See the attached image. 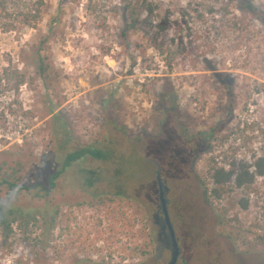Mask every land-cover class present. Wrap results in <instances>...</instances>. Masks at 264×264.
Wrapping results in <instances>:
<instances>
[{
    "label": "rangeland",
    "instance_id": "374dc122",
    "mask_svg": "<svg viewBox=\"0 0 264 264\" xmlns=\"http://www.w3.org/2000/svg\"><path fill=\"white\" fill-rule=\"evenodd\" d=\"M121 1L0 11V211L49 221L1 224L0 264H168L154 162L177 264H264V22L236 0H140V30L121 40ZM88 146L108 160L76 162L52 188Z\"/></svg>",
    "mask_w": 264,
    "mask_h": 264
},
{
    "label": "trees",
    "instance_id": "16d2710c",
    "mask_svg": "<svg viewBox=\"0 0 264 264\" xmlns=\"http://www.w3.org/2000/svg\"><path fill=\"white\" fill-rule=\"evenodd\" d=\"M236 1L238 2L241 10L253 15L257 19L259 18L262 22H264V13H261L256 8L255 4L251 0H236ZM6 3H7V0H0V11L1 10L4 11L6 9ZM120 5L122 6V10H123L122 19H123V24H124L123 29L120 32V39L125 40L129 38L130 33L138 32L140 30L139 22L145 10L142 6V3H140V0H122ZM159 26L161 29H164L163 23ZM47 70H48V67L45 65V61L42 60L37 67L38 74L41 77H45ZM225 84H227V82ZM227 87H229V95L232 96L233 87H230V86H227ZM234 108H235V104H234V101L231 99L230 105L228 108L229 114L233 113ZM205 144H207V142ZM185 155H187L186 151H183L182 154H180L178 153V150H175L172 159L173 161L177 162L179 158H181V156L184 157ZM86 158H90L94 160H108L109 157L108 155L105 154V152L100 151L98 148H95L92 146L74 149L72 152H68V154L65 156L64 162L62 164L63 165L62 168L56 171L52 175L50 182H49L50 186L54 188L56 185V180L61 176L62 173L66 171V169L71 167L74 163L83 161ZM141 160L144 161L143 159ZM145 163L147 164V162ZM216 172H218V175H221L222 173H224L226 177L232 176V172L225 173L222 169L216 170ZM92 174L94 173L92 172ZM216 181L218 182L217 184H220L219 178ZM243 184L245 183L239 179L240 187H242ZM244 187L249 188V186H244ZM205 196L208 200H211L210 199L211 194L209 195L208 189L205 191ZM2 214L4 217H3L2 222H0V227H1V224H4L6 227H10L12 224L18 223L20 219L22 220V223H27V224L37 223L38 216L41 217V220L45 224L49 223L45 213H41V212H39L37 215L36 213H27V214L20 213L19 210H13L7 213H3L0 211V215ZM54 226L55 225L53 224L52 228H54Z\"/></svg>",
    "mask_w": 264,
    "mask_h": 264
},
{
    "label": "flooded vegetation",
    "instance_id": "af4514ba",
    "mask_svg": "<svg viewBox=\"0 0 264 264\" xmlns=\"http://www.w3.org/2000/svg\"><path fill=\"white\" fill-rule=\"evenodd\" d=\"M154 163H155V165L157 167L158 164L156 162H154ZM162 170L163 169L161 168V178H162L163 184L165 186V198H166V201H167V209H168V213H169V217H170V214H171L170 212L171 211H170V207H169L170 204H169V200H168L169 189L166 186L165 181L163 180V177H162L163 176V174H162L163 171ZM157 172H158V167H157ZM156 178H157V176H156ZM157 185H158V183H157ZM153 219H154V223H155V226L157 228V231H158V241H159V243L161 245L160 247H162L163 251L170 253V259H171L172 242H171V238H170V235H169L168 227L166 225V221H165V218H164V215H163V210H162V207L160 205L159 186H158V200H157V205H156V213L154 214ZM171 223H172V221H171ZM172 226H173V223H172ZM173 229H174V226H173ZM174 232H175V229H174ZM175 235H176V239H177V242H178V245H179V248H180V245H181L180 244V239H179L178 235L176 234V232H175ZM180 256H181V250H180Z\"/></svg>",
    "mask_w": 264,
    "mask_h": 264
},
{
    "label": "water",
    "instance_id": "95a60500",
    "mask_svg": "<svg viewBox=\"0 0 264 264\" xmlns=\"http://www.w3.org/2000/svg\"><path fill=\"white\" fill-rule=\"evenodd\" d=\"M158 172H157V183L159 186V199H160V205L163 210V215L166 221V225L168 227L169 235L172 242V254L171 259L168 264H177L180 258V248L176 239V235L169 217L168 209H167V201L165 198V186L163 184L162 178H161V167L158 166Z\"/></svg>",
    "mask_w": 264,
    "mask_h": 264
}]
</instances>
